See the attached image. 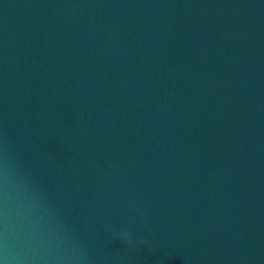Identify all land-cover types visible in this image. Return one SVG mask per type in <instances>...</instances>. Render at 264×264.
Masks as SVG:
<instances>
[{"label": "water", "instance_id": "water-1", "mask_svg": "<svg viewBox=\"0 0 264 264\" xmlns=\"http://www.w3.org/2000/svg\"><path fill=\"white\" fill-rule=\"evenodd\" d=\"M0 264H264V0H0Z\"/></svg>", "mask_w": 264, "mask_h": 264}, {"label": "clouds", "instance_id": "clouds-1", "mask_svg": "<svg viewBox=\"0 0 264 264\" xmlns=\"http://www.w3.org/2000/svg\"><path fill=\"white\" fill-rule=\"evenodd\" d=\"M123 239H124V241L127 243V242H130L131 237H130L129 235L125 234L124 237H123ZM141 243H144V242L141 241Z\"/></svg>", "mask_w": 264, "mask_h": 264}]
</instances>
